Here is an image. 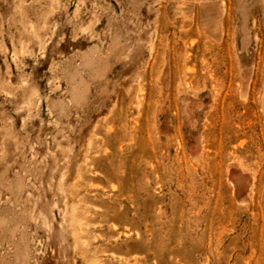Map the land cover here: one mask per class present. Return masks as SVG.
<instances>
[{
  "label": "rangeland",
  "instance_id": "rangeland-1",
  "mask_svg": "<svg viewBox=\"0 0 264 264\" xmlns=\"http://www.w3.org/2000/svg\"><path fill=\"white\" fill-rule=\"evenodd\" d=\"M1 218L0 264H264V0H0Z\"/></svg>",
  "mask_w": 264,
  "mask_h": 264
},
{
  "label": "bare ground",
  "instance_id": "bare-ground-1",
  "mask_svg": "<svg viewBox=\"0 0 264 264\" xmlns=\"http://www.w3.org/2000/svg\"><path fill=\"white\" fill-rule=\"evenodd\" d=\"M89 52H90V51H89ZM85 53H86V54L84 55V58L87 57L88 54H89V57H87L88 59H87L86 64L89 63L88 65H90V64L94 63V62H95V57H94V55H92L93 52L90 54V53H88L87 51H85ZM86 55H87V56H86ZM85 60H86V59H84V61H85ZM94 64H95V63H94ZM92 65H93V64H92ZM0 221H4V220L1 218ZM2 225H3V224H2ZM2 225L0 224V226H2ZM25 244H28V243H25ZM25 244H24V245H25ZM28 245H29V244H28ZM28 245H25L24 247H26V246L29 247ZM24 247L22 248V250L24 249ZM29 249H30V248H28V251H29ZM18 250H19V249H17L16 251H18ZM24 250H25V249H24ZM28 251L25 252V255H26V256H25V255H24L25 257L23 256V257L26 259V260H24L23 262H21V259L18 257V260L20 261V264H21V263H22V264H25V263H26V264H27V263L30 264V262H31L30 259H29V258H26V257H29V254H30V253H28V256H27V252H28ZM19 252H21V249L19 250ZM22 252H24V251H22ZM22 252H21V253H22ZM16 253H17V252H16ZM19 254H20V253H19ZM21 258H22V257H21ZM24 258H23V259H24ZM30 258H31V255H30ZM27 260L30 261V262H27ZM25 261H26V262H25Z\"/></svg>",
  "mask_w": 264,
  "mask_h": 264
}]
</instances>
